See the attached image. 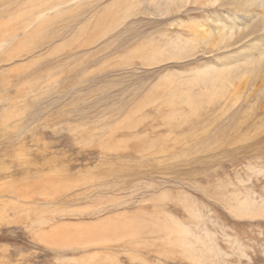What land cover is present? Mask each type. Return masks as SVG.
I'll use <instances>...</instances> for the list:
<instances>
[{
    "label": "rangeland",
    "instance_id": "obj_1",
    "mask_svg": "<svg viewBox=\"0 0 264 264\" xmlns=\"http://www.w3.org/2000/svg\"><path fill=\"white\" fill-rule=\"evenodd\" d=\"M51 1L0 0V264H264V92L210 96L228 57L193 33L255 22Z\"/></svg>",
    "mask_w": 264,
    "mask_h": 264
},
{
    "label": "bare ground",
    "instance_id": "obj_2",
    "mask_svg": "<svg viewBox=\"0 0 264 264\" xmlns=\"http://www.w3.org/2000/svg\"><path fill=\"white\" fill-rule=\"evenodd\" d=\"M81 1L82 0H57L53 3L52 1L51 3L47 2L50 4V7L44 9V5H40L37 11V15L39 14L40 16H43L49 14L50 12H56V13L58 12L60 15L63 12L59 11V9L64 8V6H69L73 3L75 4L77 2L79 3ZM203 1L206 3V6L209 5L210 7L211 6L217 7L218 5H222L225 2L224 0H203ZM228 1L237 4L242 10V16H244L245 13L246 16L250 19V21L255 22V25L247 26V24H244L243 26L246 27L244 28L242 26H238L228 21H227L228 24L227 23L225 24L224 22L216 21V23L213 22L215 24L213 25L215 29H213L212 25L211 26L208 25L209 23L206 25L196 20L197 23H195V25L193 26V33L194 34L196 33L198 35V39L196 41H198L199 43H204L205 46L211 45L210 51L223 52L224 55L228 57L227 62L225 63L220 62L221 65L219 64V66H215L213 68L214 72L206 73V79L210 85H214L215 80L216 82H219L218 85L220 84V86L218 87L217 86L214 88L212 87L213 91L212 93H210V96L220 95L221 92L222 93L221 97L225 99L232 97L235 99V103L233 100V104H237L242 95L241 92L242 88H245V83L247 84L250 80L252 81V79L256 80L257 83L260 85L259 88L255 90V92L258 93L264 92V39L262 38V35H264V0H228ZM177 2H179V0H176L175 2L172 3L176 4ZM189 2L187 3V5H191V6L195 5L194 4L195 2L197 6L198 5L197 2H199V0L196 1L193 0V3L191 2V4H189ZM204 2L202 3L203 6H200L202 4H199L201 8L204 7ZM180 3L183 4V1L181 0ZM185 3L186 2H184V4ZM49 4L47 6H49ZM180 5L178 7H180ZM234 19L235 18L232 17L233 21ZM242 21L246 22V19L243 18ZM244 43L246 44L244 45ZM233 65L236 66L233 67ZM261 68H263L262 72H260ZM237 71H241V72H237ZM226 73H228V76L224 79L223 77L224 75H226ZM235 79L236 80L238 79V82L240 80H243L244 82L240 81L241 82L240 86L236 88V86H234L233 84V80ZM224 82H227V86L222 85ZM207 91L209 92V88ZM262 97L264 99V95ZM189 206L191 205L189 204Z\"/></svg>",
    "mask_w": 264,
    "mask_h": 264
}]
</instances>
